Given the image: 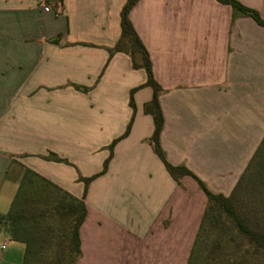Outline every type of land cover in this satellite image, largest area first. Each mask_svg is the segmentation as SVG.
I'll return each mask as SVG.
<instances>
[{
	"label": "crops",
	"instance_id": "obj_1",
	"mask_svg": "<svg viewBox=\"0 0 264 264\" xmlns=\"http://www.w3.org/2000/svg\"><path fill=\"white\" fill-rule=\"evenodd\" d=\"M44 1L0 0V214L24 168L81 198L79 177L109 159L87 187L76 264H186L206 196L154 152L152 89L129 104L146 72L108 51L126 0H62L57 12ZM238 1L264 19V0ZM129 19L161 88L166 161L228 196L264 138V26L217 0H138ZM2 241L0 264H22L24 244Z\"/></svg>",
	"mask_w": 264,
	"mask_h": 264
},
{
	"label": "trees",
	"instance_id": "obj_2",
	"mask_svg": "<svg viewBox=\"0 0 264 264\" xmlns=\"http://www.w3.org/2000/svg\"><path fill=\"white\" fill-rule=\"evenodd\" d=\"M138 0H126L120 11V38L108 49L110 56L123 52L130 56L133 68H143L146 72L144 84L130 91L129 104L134 109L133 93L145 86L152 89V97L143 106V112L153 119L154 129L150 137L153 150L165 165L170 175L179 182L180 177L192 176L206 196V206L195 236L186 264H264V219L253 221L245 214L238 202V181L232 192L225 196L213 193L190 170L184 166L169 164L161 150L159 135L163 127V117L158 97L161 88L154 79L150 55L138 36L129 12ZM229 5L232 17H251L264 26V19L252 8L238 0H217ZM47 6L48 0L44 1ZM62 0L54 1L52 8ZM60 35L50 42L58 43ZM137 59L140 61L138 62ZM75 89L86 92L88 88L73 85ZM130 120L125 133L115 139L111 146L124 138L130 130ZM264 149V138L257 148L252 161ZM45 160L69 163L66 159L49 153L41 156ZM104 162L100 173L90 177H79L84 183V193L77 198L68 191L50 182L34 170L24 168L16 192L8 211L0 214V234L24 244L25 254L22 264H76L80 254L79 227L86 217L84 197L87 187L97 176L105 172L108 163ZM247 167V168H248Z\"/></svg>",
	"mask_w": 264,
	"mask_h": 264
},
{
	"label": "rangeland",
	"instance_id": "obj_3",
	"mask_svg": "<svg viewBox=\"0 0 264 264\" xmlns=\"http://www.w3.org/2000/svg\"><path fill=\"white\" fill-rule=\"evenodd\" d=\"M237 196L239 205L249 218L253 221L264 219V149L244 172ZM1 235L7 237L3 232Z\"/></svg>",
	"mask_w": 264,
	"mask_h": 264
},
{
	"label": "built area",
	"instance_id": "obj_4",
	"mask_svg": "<svg viewBox=\"0 0 264 264\" xmlns=\"http://www.w3.org/2000/svg\"><path fill=\"white\" fill-rule=\"evenodd\" d=\"M6 246V242L5 241H2L0 242V251L3 250Z\"/></svg>",
	"mask_w": 264,
	"mask_h": 264
}]
</instances>
